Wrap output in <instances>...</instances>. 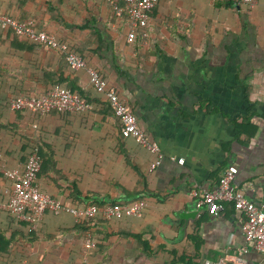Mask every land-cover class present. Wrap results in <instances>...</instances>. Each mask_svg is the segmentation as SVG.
Instances as JSON below:
<instances>
[{"label":"crops","instance_id":"1","mask_svg":"<svg viewBox=\"0 0 264 264\" xmlns=\"http://www.w3.org/2000/svg\"><path fill=\"white\" fill-rule=\"evenodd\" d=\"M0 12L34 18L74 44L164 155L150 171L155 156L122 138L86 69L72 73L61 53L0 32V264H204L223 257L264 264V253L244 238L243 213L224 203L214 216L191 195L214 190L236 167L234 187L264 208V0L253 7L158 0L146 36L133 43L128 17L117 18L106 0H0ZM58 82L91 109L38 116L10 108L14 97ZM32 140L45 160L38 176L44 193L67 204L74 185L102 202L141 198L143 216L81 227L70 213L46 212L28 240L26 222L6 208L12 192L6 172L24 166ZM88 233L98 243L93 249L84 247Z\"/></svg>","mask_w":264,"mask_h":264},{"label":"built area","instance_id":"2","mask_svg":"<svg viewBox=\"0 0 264 264\" xmlns=\"http://www.w3.org/2000/svg\"><path fill=\"white\" fill-rule=\"evenodd\" d=\"M249 7L255 6L259 0H239ZM117 18L128 17L130 32L128 42L137 40L138 33L143 32L149 25L150 14L156 7L158 0H106ZM11 29L17 35L25 37L31 42L63 53L69 67L73 71L86 69L95 90L104 94L120 123L121 135L124 138L135 139L143 148L155 156L150 165V171H155L164 159L159 145L151 140L140 127L137 115L127 102L122 99L116 88L110 86L96 70L88 67L83 57L68 43L59 41L56 36L39 30L34 20L16 21L10 16L0 15V30ZM11 109L15 111H28L39 115L56 111L62 113L85 112L91 105L80 95L68 89L55 86L40 97L20 95L11 100ZM34 128H37L35 125ZM183 164L184 160L178 161ZM42 169V159L38 149L28 157L23 169H13L6 172V177L12 182V192L7 210L18 220L29 224L30 231L35 230L42 222L46 212L54 214L67 212L72 214L77 223L84 220L102 218L103 220H119L125 217L140 218L147 207L144 199L132 202H103L90 203L87 206L71 207L64 205L60 200L44 193L38 185V175ZM238 170L236 167L228 168L220 179L219 185L212 191L201 192L193 190L191 195L197 199V207L206 206L210 213L218 216L223 211L224 203H231L234 208L245 215L241 230L248 244L264 253V208L248 199L241 190L234 187ZM84 245L88 249L96 247V242L90 233L85 235ZM243 254L248 248H244ZM237 264H244L243 260H236ZM16 264V263H10ZM204 264H229L227 257L215 261H206Z\"/></svg>","mask_w":264,"mask_h":264},{"label":"trees","instance_id":"3","mask_svg":"<svg viewBox=\"0 0 264 264\" xmlns=\"http://www.w3.org/2000/svg\"><path fill=\"white\" fill-rule=\"evenodd\" d=\"M0 15H7V16H10V17H12L13 19H15L16 21H27V20H34L35 21V23H36V26H37V28L39 29V30H43V29H41V28H39V26H38V22H37V20L36 19H34V18H30V19H26V20H21V19H19L18 17H15V16H12V15H10V14H5V13H3V12H0ZM147 29V28H146ZM145 29V30H146ZM4 31H7V30H0V32H4ZM8 31H10V32H12L14 35H15V37L17 38V39H24V40H26L27 42H29V43H31V44H35V45H40V44H38V43H34V42H31L30 40H28V39H26L25 37H22V36H20V35H17V34H15L14 32H13V30H11V29H8ZM44 31V30H43ZM142 36H144L143 35V32H139L138 33V37H137V39L138 38H140V37H142ZM59 41H62V42H66V43H68L77 53H79L81 56H82V54L78 51V49H77V47L74 45V44H72L71 42H69V41H65V40H62V39H59V38H57ZM57 52H59V51H57ZM59 53H61V52H59ZM63 56H64V58H65V60H66V57H65V55L63 54V53H61ZM83 57V56H82ZM83 59L86 61V63H87V65H88V67H90V68H93L94 70H96L97 72H98V74L103 78V79H105L106 81H107V79L102 75V73L100 72V70H98V68H96V67H93V66H91V65H89V63L87 62V60L83 57ZM67 62V61H66ZM68 64V63H67ZM69 66V65H68ZM70 68V67H69ZM70 70H71V72L72 73H75L76 71H73L71 68H70ZM108 82V81H107ZM109 84V83H108ZM110 85V84H109ZM55 86H59V87H61V88H64V89H68V90H70L71 92H73V93H76V94H78V95H80L82 98H84L83 97V95H81L80 93H78V92H76L75 90H73V89H71L69 86H68V84L67 83H63V82H58V83H54L52 86H50L46 91H44L43 93H38V94H26L27 96H33V97H40V96H42V95H44L46 92H48V90H50L51 88H53V87H55ZM111 86V85H110ZM113 87V86H112ZM94 88V87H93ZM95 89V88H94ZM99 93V92H98ZM99 94H102V93H99ZM104 95V94H103ZM18 96H20V95H18ZM18 96H16V97H18ZM105 96V95H104ZM16 97H14V98H16ZM13 98V99H14ZM85 99V98H84ZM12 100V99H11ZM11 100H10V102H9V106H10V103H11ZM105 100L108 102V104H109V107L111 108V110H112V112H113V109H112V107H111V104H110V102H109V100H108V98L105 96ZM10 108H11V106H10ZM13 111H15V110H13ZM16 112H28V111H16ZM31 113V112H30ZM51 113H59L60 115L61 114H78V113H83V112H76V113H62V112H56V111H53V112H50V113H47V114H51ZM32 114H34V115H38V116H44V115H39V114H36V113H32ZM47 114H45V115H47ZM113 114H114V112H113ZM114 116H115V114H114ZM37 126V128H34V126H32V128L34 129V130H36V132H39V125L37 124L36 125ZM122 136V135H121ZM122 138L123 139H129V138H124L123 136H122ZM35 149H38V151H39V155H40V157H41V159H42V165H43V163L45 162V160H44V162H43V159H44V157L42 156V151H41V145L39 144V142H35L34 140H32L31 142H29V144H28V153H27V155H26V159H25V162H24V166H25V164H26V162H27V160H28V157H29V155L35 150ZM24 166L21 168V169H23L24 168ZM41 172V171H40ZM39 176V175H38ZM73 195H74V201L73 202H71V203H63L64 205H67V206H71V207H79V206H81V204H83L84 206H87L88 204H90V203H100V204H103V202L100 200V201H98V200H95L94 198H92V197H90V196H88L87 194H84L83 192H81L80 190H79V188L76 186V185H74V190H73ZM139 199H141V198H138V199H136V200H139ZM132 201H135V200H131V201H125L126 203H128V202H132ZM112 203H114V204H116V203H119V202H116V201H112ZM48 212H51V211H48ZM9 214L12 216V218H14L16 221H18L10 212H9ZM107 221V220H103L102 218H97V219H89V220H84L83 222H81V223H78L79 224V226H81V227H88V226H91L94 222H98V221ZM121 220V219H120ZM18 222H22V221H18ZM25 223V222H24ZM26 235H27V237H28V240L29 239H31V237H32V234L34 233L33 231L34 230H32V231H30V229H29V224H27L26 223ZM83 240H84V238H83ZM5 241V240H4ZM94 241L96 242V247L98 246V243H97V240H96V238L94 237ZM10 242V241H9ZM6 244V243H5ZM84 247L87 249V247L84 245ZM22 255H23V251H22V253H21ZM19 261L17 260V259H12V260H10V259H8V260H6L5 261V263L4 264H10V263H16V264H19L18 263Z\"/></svg>","mask_w":264,"mask_h":264}]
</instances>
